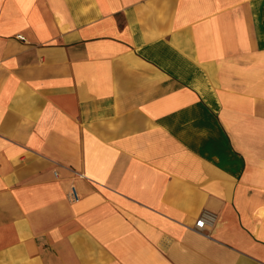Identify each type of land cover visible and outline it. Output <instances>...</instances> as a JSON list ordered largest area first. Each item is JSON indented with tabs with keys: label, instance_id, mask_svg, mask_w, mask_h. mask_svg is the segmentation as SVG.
<instances>
[{
	"label": "crops",
	"instance_id": "0c3cea01",
	"mask_svg": "<svg viewBox=\"0 0 264 264\" xmlns=\"http://www.w3.org/2000/svg\"><path fill=\"white\" fill-rule=\"evenodd\" d=\"M0 264H264V0H0Z\"/></svg>",
	"mask_w": 264,
	"mask_h": 264
},
{
	"label": "built area",
	"instance_id": "2783aa9c",
	"mask_svg": "<svg viewBox=\"0 0 264 264\" xmlns=\"http://www.w3.org/2000/svg\"><path fill=\"white\" fill-rule=\"evenodd\" d=\"M19 39H23L24 40V36L22 34H17L16 35ZM55 175H57V172H54ZM75 174L78 177H84L83 172L80 171H76ZM67 197L70 201H76L79 199L80 194L79 191L77 189V186L75 185L74 182H71L69 185V190L67 192ZM214 219V214L209 213L207 211L202 212V214L195 220L194 222V226L197 228H203L205 226V224L207 223H211Z\"/></svg>",
	"mask_w": 264,
	"mask_h": 264
}]
</instances>
